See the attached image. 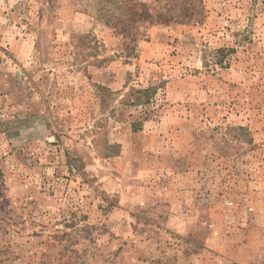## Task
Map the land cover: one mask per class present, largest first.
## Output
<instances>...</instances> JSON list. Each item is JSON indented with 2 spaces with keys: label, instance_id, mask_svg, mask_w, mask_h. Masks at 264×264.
<instances>
[{
  "label": "rangeland",
  "instance_id": "rangeland-1",
  "mask_svg": "<svg viewBox=\"0 0 264 264\" xmlns=\"http://www.w3.org/2000/svg\"><path fill=\"white\" fill-rule=\"evenodd\" d=\"M0 264H264V0H0Z\"/></svg>",
  "mask_w": 264,
  "mask_h": 264
},
{
  "label": "trees",
  "instance_id": "trees-1",
  "mask_svg": "<svg viewBox=\"0 0 264 264\" xmlns=\"http://www.w3.org/2000/svg\"><path fill=\"white\" fill-rule=\"evenodd\" d=\"M97 90L101 93H105V94H110V91L103 87V86H97ZM136 93L140 94L141 96H143V101L140 98H136L137 103L139 104H146L150 101L151 98V93L149 92V90H141V91H136ZM101 101L103 100V97H100ZM133 131H136V127L135 125H133Z\"/></svg>",
  "mask_w": 264,
  "mask_h": 264
}]
</instances>
